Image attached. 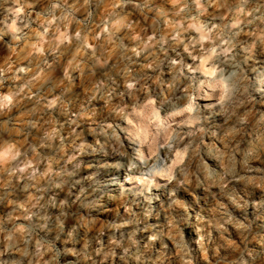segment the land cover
Segmentation results:
<instances>
[{"label": "clouds", "instance_id": "clouds-1", "mask_svg": "<svg viewBox=\"0 0 264 264\" xmlns=\"http://www.w3.org/2000/svg\"><path fill=\"white\" fill-rule=\"evenodd\" d=\"M0 264H264V0H0Z\"/></svg>", "mask_w": 264, "mask_h": 264}]
</instances>
